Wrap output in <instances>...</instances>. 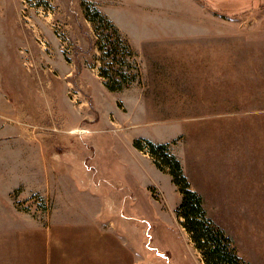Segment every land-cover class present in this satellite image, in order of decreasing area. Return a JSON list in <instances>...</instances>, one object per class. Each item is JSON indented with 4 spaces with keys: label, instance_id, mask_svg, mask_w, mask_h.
I'll use <instances>...</instances> for the list:
<instances>
[{
    "label": "rangeland",
    "instance_id": "1",
    "mask_svg": "<svg viewBox=\"0 0 264 264\" xmlns=\"http://www.w3.org/2000/svg\"><path fill=\"white\" fill-rule=\"evenodd\" d=\"M195 1L0 0V238L39 225L56 260L203 264L142 137L169 144L237 253L264 264V0ZM84 3L135 51L139 83L103 84Z\"/></svg>",
    "mask_w": 264,
    "mask_h": 264
},
{
    "label": "trees",
    "instance_id": "2",
    "mask_svg": "<svg viewBox=\"0 0 264 264\" xmlns=\"http://www.w3.org/2000/svg\"><path fill=\"white\" fill-rule=\"evenodd\" d=\"M91 6L93 5H83V13L93 24L99 49L104 59H108L107 67L100 66L98 69L99 76L104 78L103 84L110 91H120L135 82L139 83L140 68L135 51L114 24L96 7ZM105 27L111 28L113 37L102 32ZM133 145L138 150L145 151L159 169L170 174L181 194L175 214L201 255L203 264H251L237 253L230 236L207 215L203 197L191 188L182 165L169 144L139 137L133 140Z\"/></svg>",
    "mask_w": 264,
    "mask_h": 264
},
{
    "label": "crops",
    "instance_id": "3",
    "mask_svg": "<svg viewBox=\"0 0 264 264\" xmlns=\"http://www.w3.org/2000/svg\"><path fill=\"white\" fill-rule=\"evenodd\" d=\"M194 2L196 4H200L195 0ZM210 13L212 17L215 16V13L213 14V12L211 11ZM226 19L230 20L231 18ZM199 156L201 158H204L202 157V155ZM187 176L188 175H186V177ZM187 178H189V176ZM208 179L211 185V175H209ZM188 180H190V178ZM189 183L191 184L193 190L201 191L200 188L198 189L192 185L191 180L189 181ZM201 196L203 197L204 203V196L202 194ZM17 211L23 216H25L28 220H33V215L31 216L29 213H26L22 210ZM50 212L51 210L47 214L48 218L51 217ZM48 229L49 227L47 229L42 227L43 231H41L40 226L38 225V228L32 230V232H30L26 237H23L22 234L16 233V230H14L15 234L7 235L0 238V264H96V262H94L95 259L93 257L88 258L90 256L88 252L83 253V250L79 251V249H77L76 247V250L64 249L59 260H56L54 252L53 256H51L50 251V248H52L53 250L55 248V235H42L45 231H47L45 233L48 234ZM63 244L69 246L71 245L68 240H64ZM45 252L47 253L46 258H44L43 255V253ZM46 259L47 261L45 262Z\"/></svg>",
    "mask_w": 264,
    "mask_h": 264
},
{
    "label": "bare ground",
    "instance_id": "4",
    "mask_svg": "<svg viewBox=\"0 0 264 264\" xmlns=\"http://www.w3.org/2000/svg\"><path fill=\"white\" fill-rule=\"evenodd\" d=\"M34 64V63H33ZM36 64V63H35Z\"/></svg>",
    "mask_w": 264,
    "mask_h": 264
}]
</instances>
